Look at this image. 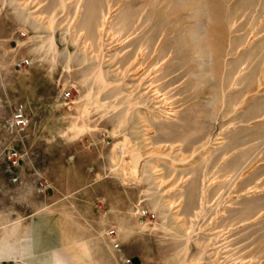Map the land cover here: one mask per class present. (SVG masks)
I'll use <instances>...</instances> for the list:
<instances>
[{"label": "rangeland", "instance_id": "rangeland-1", "mask_svg": "<svg viewBox=\"0 0 264 264\" xmlns=\"http://www.w3.org/2000/svg\"><path fill=\"white\" fill-rule=\"evenodd\" d=\"M189 1L0 0V243L35 264H264V0ZM100 63L107 87L86 81Z\"/></svg>", "mask_w": 264, "mask_h": 264}, {"label": "bare ground", "instance_id": "bare-ground-1", "mask_svg": "<svg viewBox=\"0 0 264 264\" xmlns=\"http://www.w3.org/2000/svg\"><path fill=\"white\" fill-rule=\"evenodd\" d=\"M208 1V0H207ZM199 2V1H198ZM197 0H191V3H190V1H189V4H192L193 6H199L197 3ZM202 2V1H201ZM217 1L216 0H209V7H210V9H212L213 11L214 10H216V8L219 6H217V3H216ZM63 4V3H62ZM188 4V3H187ZM188 4V5H189ZM200 4V3H199ZM64 5L65 6H67L65 3H64ZM156 5V4H155ZM23 6V5H22ZM79 7H81L80 5H78ZM159 6V5H158ZM186 6V5H185ZM185 6H183L182 8L184 9V7ZM196 6V7H197ZM24 8H27V5H24L23 6ZM64 7V6H63ZM187 7V6H186ZM188 8V7H187ZM81 9V8H80ZM190 9V8H189ZM220 9V8H219ZM110 11L112 10L111 9V7H110V9H109ZM212 10H211V12H212ZM110 11H109V13H110ZM217 12H218V9L216 10ZM109 13H108V15H109ZM111 13H112V11H111ZM77 15L79 14V9H78V13H76ZM215 14H216V12H215ZM76 15V16H77ZM80 15V14H79ZM151 15V14H150ZM33 17V16H32ZM35 17V16H34ZM104 17V16H103ZM104 20V22H107V20H109V19H107L106 18V16L103 18ZM138 19V18H137ZM34 20H36L37 22H39L41 19H40V16L39 17H35V19ZM53 19H51V21H52ZM36 21H35V23H36ZM44 21V20H43ZM51 21H49L50 23H51ZM131 21V20H130ZM128 22L127 20H122V21H120V22H118V24H116V26L117 27H120V30L121 31H127L128 29H131L132 28V26L135 24V22ZM132 21H134L133 19H132ZM41 22V21H40ZM217 22V21H216ZM43 23V22H42ZM41 23V24H42ZM75 23V22H74ZM108 23V22H107ZM106 23V24H107ZM39 24V23H38ZM44 24V23H43ZM46 24V23H45ZM48 25V24H47ZM54 25V23L52 22V26ZM115 26V25H114ZM49 29H51L50 27H48ZM52 30V29H51ZM119 30V29H118ZM159 37V36H158ZM157 40V39H156ZM49 42L51 43V44H53V37H50V39H49ZM88 42V41H87ZM147 43H148V41H146ZM148 47H149V45H148ZM199 47V45L197 46V48ZM200 48H201V46L199 47V51L198 52H200ZM99 50V49H98ZM158 50V49H157ZM201 50H202V48H201ZM86 51H87V49H86ZM84 53V52H83ZM87 52H85V54H86ZM85 59H87L86 57H85ZM84 59V60H85ZM92 59H94V60H96V61H100L99 60V56L98 55H94V56H92ZM86 62V61H85ZM88 72V71H87ZM201 77L202 78H204L205 77V74L204 73H202L201 74ZM93 81L94 82V85H97V86H100V87H107L108 85H109V82H108V79H107V75H106V73H105V71L103 70V67H102V65H101V63L100 64H98L96 67H94V68H90V70H89V73L87 74V77H86V81ZM96 86V87H97ZM99 87V88H100ZM94 88V87H93ZM99 92V91H98ZM164 100V99H163ZM149 139H147L146 138V142L148 141ZM130 156H131V159H132V162H133V164H134V167H135V169H137L138 167H139V163H140V160H141V154H140V152L136 149V150H133V151H131V153H130ZM154 169V168H153ZM154 203H157V201L156 202H154ZM158 204V203H157ZM157 204H155V209L157 210V207L159 206V204L157 205ZM157 205V206H156ZM168 208L169 209H171L172 207V204L171 203H169L168 205ZM175 217V218H174ZM173 218H174V220L177 222V223H179V222H181L180 221V218L176 215V216H174ZM181 228L183 229V231L188 235V236H190V232H188V230L186 229V228H184V226L182 227L181 226ZM190 239H187V241H189ZM186 248V247H185ZM217 249V248H216ZM216 255V254H215ZM219 255V254H218Z\"/></svg>", "mask_w": 264, "mask_h": 264}, {"label": "crops", "instance_id": "crops-1", "mask_svg": "<svg viewBox=\"0 0 264 264\" xmlns=\"http://www.w3.org/2000/svg\"><path fill=\"white\" fill-rule=\"evenodd\" d=\"M25 219H22V223ZM8 237L1 240L0 243V264H35L27 260L26 249H21L17 244L9 241ZM45 264H69L64 256L51 257L45 261Z\"/></svg>", "mask_w": 264, "mask_h": 264}, {"label": "built area", "instance_id": "built-area-1", "mask_svg": "<svg viewBox=\"0 0 264 264\" xmlns=\"http://www.w3.org/2000/svg\"><path fill=\"white\" fill-rule=\"evenodd\" d=\"M72 96V92H66V98H70ZM15 124L19 128H25L29 124V120L25 115V112L22 108L17 109L15 114ZM105 238L107 243L110 245L111 249L114 252L121 253L123 250V245L120 239V233L115 228L107 229L105 233ZM122 264H141L140 262L136 261L133 257L125 256L123 258Z\"/></svg>", "mask_w": 264, "mask_h": 264}]
</instances>
